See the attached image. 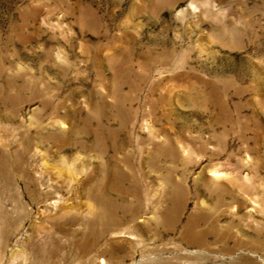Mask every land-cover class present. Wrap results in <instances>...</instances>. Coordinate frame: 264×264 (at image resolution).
<instances>
[{
    "label": "rangeland",
    "instance_id": "374dc122",
    "mask_svg": "<svg viewBox=\"0 0 264 264\" xmlns=\"http://www.w3.org/2000/svg\"><path fill=\"white\" fill-rule=\"evenodd\" d=\"M0 264H264V0H0Z\"/></svg>",
    "mask_w": 264,
    "mask_h": 264
},
{
    "label": "bare ground",
    "instance_id": "6f19581e",
    "mask_svg": "<svg viewBox=\"0 0 264 264\" xmlns=\"http://www.w3.org/2000/svg\"><path fill=\"white\" fill-rule=\"evenodd\" d=\"M208 231H201L200 233H202L203 235H205L206 233H208Z\"/></svg>",
    "mask_w": 264,
    "mask_h": 264
}]
</instances>
